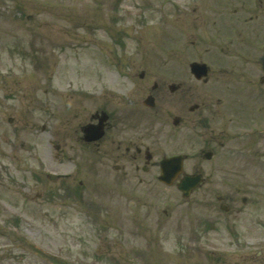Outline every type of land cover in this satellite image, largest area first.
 I'll list each match as a JSON object with an SVG mask.
<instances>
[{"label":"rangeland","instance_id":"rangeland-1","mask_svg":"<svg viewBox=\"0 0 264 264\" xmlns=\"http://www.w3.org/2000/svg\"><path fill=\"white\" fill-rule=\"evenodd\" d=\"M259 6L260 0H0V168L11 164L13 172L0 173V189L26 193L0 191L1 207L14 209L19 223L1 212L0 226L14 222L31 245L45 250L37 254L31 247L23 264H56L48 253L70 264H213L224 258L223 248L237 252L233 260L264 264V189L259 206L253 205L255 187H264V165L254 163L264 160V137L255 145L257 157L253 150L246 156L237 141L218 150L216 158L231 166L230 183L216 177L184 199L175 186L156 180L157 166L142 176L143 184L116 177L113 166H99L93 152L78 148L75 131L83 117L76 96L81 88L97 96L140 80L142 71L150 84L158 75L182 82L191 62H206L223 48L254 45L264 61ZM58 90L66 98L56 96ZM188 133L164 127L161 144L152 149L157 165L180 153L188 155L185 171L193 169L199 146L184 141ZM30 158L39 172L70 174L66 192L51 193L54 184L14 169V160ZM127 171L134 175V167ZM237 188L241 243L225 245L231 237L224 215L209 198ZM207 214L219 219L217 228L203 229Z\"/></svg>","mask_w":264,"mask_h":264},{"label":"flooded vegetation","instance_id":"flooded-vegetation-1","mask_svg":"<svg viewBox=\"0 0 264 264\" xmlns=\"http://www.w3.org/2000/svg\"><path fill=\"white\" fill-rule=\"evenodd\" d=\"M259 8L264 12V0H260ZM251 19L254 20L253 17ZM219 52L210 54L205 62L207 75L201 80L190 70L187 75V69L185 75L188 79H183L182 82H163L164 78L158 75L159 79L150 84L144 80L148 75L147 71H142L143 79L130 80L129 85H120L108 92L102 91L97 96L94 95L95 91L81 89L78 99L83 117L75 130L78 148L81 151L93 152V160L99 166H113L118 174L116 177L127 182L133 180L137 184H143L145 180L142 176L148 175L152 168L160 167L152 149L161 144L164 127L168 125L171 133L187 128L189 133L183 136L184 141L199 146V151L198 161L194 163L193 169L184 171V174L202 177V182L191 196L196 195L205 184H211L216 177H222V183H230L228 180L233 177L229 175L231 166L217 159V152L232 141H237L235 143L241 152H245L249 157L253 150V156L257 157L255 145L264 137V130L260 127V116L264 117V61H260L259 51L254 46L233 50L223 48ZM176 75L174 72L173 77ZM148 97H153V104L145 103ZM260 99L263 101L260 102ZM91 126L96 128V132L90 139L86 137L85 130ZM14 161L17 163L14 165L16 171L28 173L30 179H41L35 175L36 171L31 169V158ZM203 161L207 162V165L215 164L201 165ZM254 163L264 165V160H254ZM7 166L1 164V174L13 173L9 169L11 164ZM128 167H134V175L127 171ZM67 178L69 179L61 175L52 183L56 187L50 189V192L65 193ZM255 189L253 205L257 208L259 202L256 199L264 187L258 185ZM3 190L8 194H22L26 197V193H21L18 187L0 189ZM224 190L214 193L212 198H209V203L218 204L216 207L218 206L224 215L220 220L231 237V240L225 241L232 245L237 243L239 232L235 224L243 212V207H234L237 200L233 194L238 195L242 191L239 188L235 189L236 192ZM38 196L42 198L41 194ZM242 203L248 205L249 197H243ZM205 217V229L217 226L219 219L210 214ZM16 227L17 225L11 222L0 226V264L29 262L26 255L31 257V239L27 238L25 233H18ZM28 233L31 235V225ZM213 262L246 264L229 256Z\"/></svg>","mask_w":264,"mask_h":264},{"label":"water","instance_id":"water-1","mask_svg":"<svg viewBox=\"0 0 264 264\" xmlns=\"http://www.w3.org/2000/svg\"><path fill=\"white\" fill-rule=\"evenodd\" d=\"M191 69L198 79H201L203 76L207 74V70L205 66H201L199 64H193L191 66ZM182 169H183V162L181 158H173L170 160L163 161L161 165L162 181H164L166 184H172V182L182 172ZM200 181L201 178L199 176L196 177L187 176L182 181V184L179 186V188L184 192L185 196H188Z\"/></svg>","mask_w":264,"mask_h":264}]
</instances>
